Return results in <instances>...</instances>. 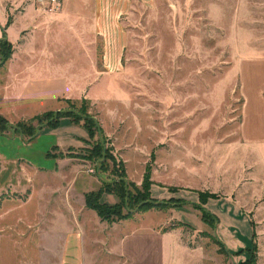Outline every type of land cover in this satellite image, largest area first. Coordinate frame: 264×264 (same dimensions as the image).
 <instances>
[{"label":"rangeland","instance_id":"1","mask_svg":"<svg viewBox=\"0 0 264 264\" xmlns=\"http://www.w3.org/2000/svg\"><path fill=\"white\" fill-rule=\"evenodd\" d=\"M64 1L70 0L56 2ZM108 10L109 40L96 34L90 41L102 87L86 92L91 102L83 97L59 105L93 123L94 140L104 138L111 158L102 164L90 155L93 142H82L77 132H59L67 141H82L59 148L65 156L54 169L48 155L53 136L41 134L29 143L13 130L1 132L17 139L5 151L24 162L3 164L0 213L15 211L0 217V264L46 255L44 239L48 233L57 238L62 214L83 208L86 193L105 180L112 182L110 189L120 186L113 181L124 168L130 196L150 177L151 206L124 218V202L121 216L87 225L89 238L100 240L89 248L95 249V264H121L122 256L110 246L152 222L165 229L190 224L177 228L187 245L204 249L205 264L247 260L252 239L253 260L264 264V0H111ZM105 45L117 55L111 68L102 58ZM70 62L86 67L76 38L70 40ZM74 72L70 89L81 97L86 80ZM22 123L45 127L38 120ZM200 195H210L204 206ZM205 209L219 217L216 228L211 216L212 224L202 220ZM91 210L87 207V224L98 216ZM213 238L230 254L219 253Z\"/></svg>","mask_w":264,"mask_h":264},{"label":"crops","instance_id":"2","mask_svg":"<svg viewBox=\"0 0 264 264\" xmlns=\"http://www.w3.org/2000/svg\"><path fill=\"white\" fill-rule=\"evenodd\" d=\"M109 5L111 0H0V39L7 35L15 46L12 57L0 68V114L13 124L32 120L49 111L61 110L59 104L64 99H81L87 93L101 88V79L97 80L101 76L96 77L93 71L95 52L90 41L96 34L103 36L106 42L109 40L106 34L108 29H105V19L111 14ZM10 13L13 16L12 23L7 25ZM23 31L26 34L21 36ZM72 38L79 40L80 52L87 58L85 68L75 67L76 64L70 62ZM112 55L117 57L111 47L105 45L102 58L107 68L112 67ZM71 67H74L73 71ZM74 70H79V75H83L86 80L81 88V97H76L70 89L71 81L76 76ZM63 126L68 131H63ZM59 132H71L72 135L77 132L82 142L90 138L88 130L68 116L61 118L57 128L45 127L39 135L47 133L54 137L52 149L54 146L63 148L81 145V141L73 143L63 139ZM12 138L0 136V180L5 170L4 163L24 162L20 157L5 151V148L18 143L17 139ZM52 158L56 169L60 165V158ZM27 164L34 169L48 170ZM117 201V196L113 194L103 195V202L113 204ZM82 203L83 208L76 209L73 206L56 221L58 228L54 232L58 239L47 232L43 242L47 249L46 255L32 257L25 264H95L92 256L95 249L89 252V248L93 241L100 240L89 238L87 225L93 227V223L100 225L104 221L97 214V218L87 224L85 198ZM13 211H4L0 217ZM184 236L180 228L165 230L160 223L152 222L146 227L141 225L123 233L118 244L110 246V251L122 256L121 264H205L204 249L191 248ZM238 261L242 259L236 258L237 264Z\"/></svg>","mask_w":264,"mask_h":264},{"label":"trees","instance_id":"3","mask_svg":"<svg viewBox=\"0 0 264 264\" xmlns=\"http://www.w3.org/2000/svg\"><path fill=\"white\" fill-rule=\"evenodd\" d=\"M11 23H12V17H9L7 25H10ZM14 51H15V47L13 46L12 42L7 38V35H4L0 39V68L3 67L7 63V61L12 57ZM83 101L87 103V101H90V100L85 97L83 98ZM64 116L70 117L75 123L82 124L88 130L90 138L89 140H86L85 142L87 144L88 143L90 144L91 142H93V145L90 147V155L94 157L96 160H100L102 164H105V161L111 158V154H110L111 152H109L110 148L107 146L106 147L103 146L102 141L104 140V138L101 137L100 140H94L97 132H95L93 123H91L90 120H86L84 122L81 121L82 114H80V112L74 114V112L71 110L61 109L58 111H49L43 115L37 116L36 118L32 120H38L40 123H43L40 126H45L46 128L54 129L60 125V120ZM85 117H88V116H85ZM22 122H25V121H20V122L13 124L6 117L0 114V134H2L1 132L13 130L15 134L17 135L19 134V135L26 136L27 142L30 143L45 128L44 127L41 129H36L33 124H26ZM57 150H59V146H54L52 151L49 152V155L55 158H61L65 156V154L63 153L56 152ZM125 173H126V168L121 170L119 180L113 181V184H116V183L120 184V186L117 185L115 189H110L109 186H111L110 184H112V182L105 180L103 182V185L99 189L90 191L86 193L85 195L86 206L90 209L95 210L102 220L112 221L114 220V217L121 216L122 207H123L124 202L127 205L126 207L128 210L127 215H122L124 218L130 217V215L132 216L136 212H140V211L144 212L150 209L151 205L149 203L152 200L150 198L147 199L148 193L146 192V191H149L150 193V190H151L150 177L145 176L144 181L142 183V187H136V196H133V195L130 196L128 192L127 184L124 185ZM105 193H111L117 196L118 201L113 204L102 202L101 197ZM208 196L210 195H207L205 196V198H203L202 195H200L201 203L203 206H204L205 199ZM208 216H211V218L213 219V221H211L213 224L209 222ZM202 220L205 221L207 224H212L214 228H216L219 223V217L216 214L208 211L207 209H205L202 212ZM251 223L253 226L252 221ZM183 225L190 226V224H186L185 222H179V224L173 226L172 228L183 226ZM165 230H167V228ZM254 236H255V232L253 231V237ZM213 239L219 247L218 248L219 253L225 254V255L230 254L225 244L220 239H217V238H213ZM255 250H256V245L252 239V246L249 248V258L241 262L240 264H258L257 261L253 260L252 253Z\"/></svg>","mask_w":264,"mask_h":264},{"label":"built area","instance_id":"4","mask_svg":"<svg viewBox=\"0 0 264 264\" xmlns=\"http://www.w3.org/2000/svg\"><path fill=\"white\" fill-rule=\"evenodd\" d=\"M52 2H56L57 0H51Z\"/></svg>","mask_w":264,"mask_h":264}]
</instances>
